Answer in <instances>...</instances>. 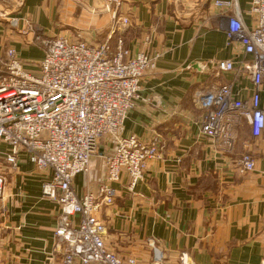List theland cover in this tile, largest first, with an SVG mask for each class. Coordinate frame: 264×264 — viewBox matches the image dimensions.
<instances>
[{"label": "crops", "instance_id": "crops-1", "mask_svg": "<svg viewBox=\"0 0 264 264\" xmlns=\"http://www.w3.org/2000/svg\"><path fill=\"white\" fill-rule=\"evenodd\" d=\"M215 1L121 0L117 16L129 19L125 25L107 10L106 0H0V61L14 47L27 71L38 72L41 39L54 36L90 43L110 39L113 47L122 39L129 56L160 55L142 76L140 97L117 135L134 134L144 143L157 139L161 154L148 162L134 189L126 172L112 183L113 203L99 213L107 226L105 244L121 258L135 257L140 264H260L263 259L264 129L256 136L244 121L230 147L203 135L200 127L204 109L197 91L230 84L236 98L249 99L254 86L246 67L253 57L238 38H228L231 11ZM238 3L244 23L255 26L252 0ZM12 17L18 18L16 27ZM216 60L233 61L236 69L218 71ZM260 95L264 109V83ZM115 141L103 137L91 169L75 178L79 196L105 181L104 157ZM1 151L0 264H62L64 249L55 236L61 211L43 195L47 174L24 150L16 165L6 162L7 143ZM247 152L255 169L240 173Z\"/></svg>", "mask_w": 264, "mask_h": 264}, {"label": "built area", "instance_id": "built-area-1", "mask_svg": "<svg viewBox=\"0 0 264 264\" xmlns=\"http://www.w3.org/2000/svg\"><path fill=\"white\" fill-rule=\"evenodd\" d=\"M106 1L113 17L128 24L127 17L117 16L121 0ZM215 4L231 11L228 38H238L245 53L253 57L246 65L254 83L249 99L236 98L230 84L196 93L204 109L202 134L232 147L236 129L244 121L250 123L256 136L264 129L260 95L264 83V0H252L251 11L257 15L253 27L244 23L238 0H216ZM10 23L16 27L18 18H10ZM41 42L44 56L38 72L25 69L14 47L8 49L4 62L0 61V159L1 144L7 143V163L16 165L24 150L47 174L43 195L60 205L55 236L57 245L64 249L62 264H140L135 257L124 259L107 248V226L99 213L113 203L112 183L126 172L129 188L134 189L144 177L148 162L161 154L157 139L144 143L134 134L117 135L140 97L142 76L156 67L160 55L139 52L129 56L122 39L116 47L111 46L110 39L90 43L54 36ZM212 65L222 72L236 69L230 60L212 61ZM104 135L116 137L113 152L104 157L106 179L95 191L79 196L74 180L91 169ZM254 169L253 155L243 154L240 173ZM4 184L5 176L0 174V197ZM160 257L156 249L155 261ZM182 264L189 263L183 260ZM260 264H264V256Z\"/></svg>", "mask_w": 264, "mask_h": 264}, {"label": "rangeland", "instance_id": "rangeland-1", "mask_svg": "<svg viewBox=\"0 0 264 264\" xmlns=\"http://www.w3.org/2000/svg\"><path fill=\"white\" fill-rule=\"evenodd\" d=\"M106 135H104V137H105ZM104 153V148L101 146V148H100V155H102Z\"/></svg>", "mask_w": 264, "mask_h": 264}]
</instances>
